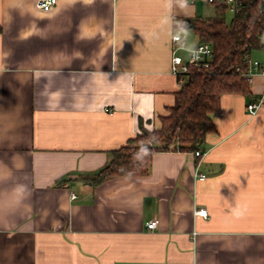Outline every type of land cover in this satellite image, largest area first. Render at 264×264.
Here are the masks:
<instances>
[{
  "label": "crops",
  "instance_id": "1",
  "mask_svg": "<svg viewBox=\"0 0 264 264\" xmlns=\"http://www.w3.org/2000/svg\"><path fill=\"white\" fill-rule=\"evenodd\" d=\"M38 1L0 0V264H264V74L222 97L204 156L171 146L147 175L82 179L140 118L160 126L181 89L174 23L215 5Z\"/></svg>",
  "mask_w": 264,
  "mask_h": 264
},
{
  "label": "trees",
  "instance_id": "2",
  "mask_svg": "<svg viewBox=\"0 0 264 264\" xmlns=\"http://www.w3.org/2000/svg\"><path fill=\"white\" fill-rule=\"evenodd\" d=\"M239 3L235 12L226 2H215L212 17L175 21L176 28L194 32L199 43L213 47L211 66L192 68L189 80L176 93L175 104L160 115V126L149 128L146 123L150 120L140 118L137 136L114 150L105 167L82 176L86 183L98 186L117 176L147 175L154 153L169 150L172 144L177 150L194 152L205 143L209 133L217 131L214 116L222 112L224 95L251 96V83L243 72L248 70L249 57L264 52V0ZM230 10L233 17L228 20Z\"/></svg>",
  "mask_w": 264,
  "mask_h": 264
},
{
  "label": "built area",
  "instance_id": "3",
  "mask_svg": "<svg viewBox=\"0 0 264 264\" xmlns=\"http://www.w3.org/2000/svg\"><path fill=\"white\" fill-rule=\"evenodd\" d=\"M195 1V0H192ZM209 3L226 2L230 5L233 12L239 8V0H204ZM58 3V0H39L38 6L46 11L50 10L54 5ZM172 73L178 78V83L182 87L190 78V72L192 68L206 69L211 66L214 59V50L209 43H198L195 46H189V42L186 36L181 33H175L172 35ZM248 70L243 72V76L248 82L251 83L253 77L256 74H264V63L260 59H254L249 57L247 60ZM263 100L248 104V108L257 111L262 104ZM194 154L198 157H202L205 154V150L198 148L194 151ZM195 176L198 180H206L207 174L199 171L196 168ZM72 198H76V194L72 193ZM197 215L208 217V210L201 208L196 210ZM158 226V220L153 219L146 223L148 230H154Z\"/></svg>",
  "mask_w": 264,
  "mask_h": 264
},
{
  "label": "rangeland",
  "instance_id": "4",
  "mask_svg": "<svg viewBox=\"0 0 264 264\" xmlns=\"http://www.w3.org/2000/svg\"><path fill=\"white\" fill-rule=\"evenodd\" d=\"M212 15V14H211ZM214 15V14H213ZM233 17V13L230 10L228 12V20H230ZM181 33L186 35L188 37L189 40H191L192 42H196L198 40L197 36L195 35L194 32L190 31V30H181ZM261 53L258 54L257 52L253 54L252 58L254 59H259L261 57ZM171 146H174V144H172Z\"/></svg>",
  "mask_w": 264,
  "mask_h": 264
}]
</instances>
